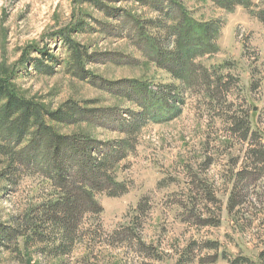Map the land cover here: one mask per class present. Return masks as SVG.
Instances as JSON below:
<instances>
[{
	"label": "rangeland",
	"instance_id": "1",
	"mask_svg": "<svg viewBox=\"0 0 264 264\" xmlns=\"http://www.w3.org/2000/svg\"><path fill=\"white\" fill-rule=\"evenodd\" d=\"M97 1L108 10L93 0H0V79L50 112L77 103L130 122L140 112L136 103L76 76L61 35L71 30L92 57L84 63L91 76L155 91L173 86L179 113L140 127L114 170L124 193L95 194L101 210L84 215L66 254L21 237L0 245V264H264V0L232 10L212 0H176L218 29V51L196 60L199 79L190 87L137 46L134 21H173L167 0ZM55 127L110 145L128 138L113 125ZM7 167L0 164V222L11 226L52 188L35 174L9 184Z\"/></svg>",
	"mask_w": 264,
	"mask_h": 264
},
{
	"label": "trees",
	"instance_id": "2",
	"mask_svg": "<svg viewBox=\"0 0 264 264\" xmlns=\"http://www.w3.org/2000/svg\"><path fill=\"white\" fill-rule=\"evenodd\" d=\"M212 1L227 10L237 5L248 7L251 2ZM167 2L171 11L168 16L173 19L170 25L165 21H134L137 46L151 62L183 86L190 87L199 79L196 60L218 51V29L213 23L196 21L181 2ZM93 4L103 11L108 10L100 1L93 0ZM154 9L162 13L161 7ZM151 26L158 31L152 33ZM71 33L70 30L61 35L72 52L76 76L88 80L94 87L133 101L140 112L133 114L130 122L118 116L115 120L107 119L108 113L77 103L50 112L42 104L18 94L10 80L0 79V164L8 163L2 177L9 184H16L20 176L35 174L48 181L52 188L21 224L13 222L14 225L9 226L0 222L2 246L26 237L28 241L34 238L47 244L49 253L54 256L66 254L64 252L75 240L84 215L101 210L95 194L107 192L110 196H118L124 193L125 185L115 180L114 170L133 149L140 127L148 121L171 120L179 113L180 95L173 86L155 91L149 84L138 81L113 83L91 76L85 71L84 63L92 57L72 40ZM54 59L51 56V61ZM49 70L51 74L53 70ZM79 123L108 128L113 125V129L128 134V138L110 145L83 136L62 135L55 127ZM259 171H264V167ZM230 204L231 209L236 206L234 197Z\"/></svg>",
	"mask_w": 264,
	"mask_h": 264
}]
</instances>
